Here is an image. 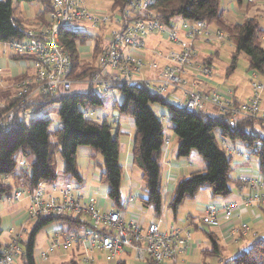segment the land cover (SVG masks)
Masks as SVG:
<instances>
[{
	"label": "built area",
	"instance_id": "obj_1",
	"mask_svg": "<svg viewBox=\"0 0 264 264\" xmlns=\"http://www.w3.org/2000/svg\"><path fill=\"white\" fill-rule=\"evenodd\" d=\"M42 1L51 7L47 23L29 30L23 41L4 43L14 55L31 58L34 75L20 83L21 90L16 96L19 102L0 117V130L12 123L17 115L29 119L35 114V107L30 104L37 97L68 94L76 84L88 85L103 96L121 94L123 87L145 88L171 99L178 110L207 112V107L213 106L217 114H228L232 119L249 118L264 125V84L258 81V73L251 72L252 95L245 103L238 102L232 92H207L196 84L190 85L187 80L190 69L197 70L198 78H210L212 74L211 69L197 66L193 61L194 40L211 36L206 21L184 22L182 30L187 39L184 41L175 23L167 26L159 20L154 8L157 0H126L123 6H117L119 12L111 14L106 11L93 14L87 9V0ZM109 23L116 29L111 36H104L108 44L100 50L92 78L83 81L69 78L71 60L60 43V32L93 34L100 38V28ZM153 35L167 36L170 42L181 47V52L171 51L167 56L170 64L161 66L156 57L147 53L146 41ZM216 36L221 39L227 35L218 32ZM159 68L162 71L158 72ZM84 115L92 119L90 114L84 112ZM96 122L102 124L105 121L98 119ZM168 145L169 141H166L165 147ZM222 149L231 156L239 155L227 142H222ZM30 172L31 164L24 162L21 174ZM0 178L9 184L13 181L11 176ZM242 181L241 205L264 208L263 178L248 176ZM19 184L8 200L12 203L27 200L30 203L24 222L32 224L42 218L73 216L92 225L78 232L69 231L62 224L54 225L48 248L39 252L37 262L49 261L57 250L76 249L81 252L85 264H95L97 253H105L109 262H116L127 252L140 261L150 260L154 264H184L182 256L191 246L192 233L179 227L163 230L165 223L162 218L146 224L145 218L139 215L142 207L136 205L133 197L125 203V210L108 206L101 209L96 200L78 192L69 182L61 185L43 182L34 190L26 187L22 179ZM241 205L212 203L204 209L197 222L203 227L219 228L222 222L232 221ZM15 227L12 234H16L3 249L0 264H18L23 253L22 238L17 233L18 226ZM249 231L250 227L242 223L224 233L221 239L233 241Z\"/></svg>",
	"mask_w": 264,
	"mask_h": 264
},
{
	"label": "trees",
	"instance_id": "obj_2",
	"mask_svg": "<svg viewBox=\"0 0 264 264\" xmlns=\"http://www.w3.org/2000/svg\"><path fill=\"white\" fill-rule=\"evenodd\" d=\"M114 1L117 6H123L126 2ZM236 1L238 5L243 3V0ZM43 3L46 4V9L38 15L40 18L51 11L50 5ZM154 8L159 13L160 20L167 26H172L176 19L208 21L230 32L234 52L225 76L229 78L236 72L239 58L245 55L248 70L255 71L264 78V30L257 16L250 17L242 23L227 25L228 21L221 9V0H157ZM17 10L13 0H0L1 43L23 41L28 37L29 30L26 28L25 20L17 15ZM98 39L96 38L98 44L93 54V63L81 64L79 48L88 41L94 42V36L64 30L60 32V43L71 60L72 71L69 78L75 81L92 78L97 69L94 62L98 61L101 50ZM14 59L30 61L29 58L22 56H16ZM206 62L212 64V61ZM26 77L25 75L19 80ZM1 92L0 101H6V109L0 108V117L16 103L15 95ZM121 94L124 97L123 102L116 105V110L119 115L135 121L131 153L133 165L141 171L145 185V197L140 200V206L152 209L157 218H162L164 208L162 161L167 138L162 121L151 108L153 104H163L171 109L173 130L179 140L178 158H189L191 153L196 151L205 162L204 171L193 172L189 178L180 180L173 190L168 203L175 213L186 200L195 199L202 190H210L213 200L227 198L232 194L230 182L233 157L222 150L220 141H227L233 147L236 143L244 145L247 154L259 160L258 169L264 178V136L261 135L254 120L232 119L228 114L210 117L207 112L188 113L176 109L167 103L166 98L145 88L123 87ZM37 98L30 104L35 107V113L54 105L60 106L58 129L50 130L49 119H24L17 115L12 123L0 130V176L13 177L15 185L22 179L25 186L32 190L43 182L55 184L59 181L56 157L60 154L64 175L82 183L77 153L79 148L89 147L103 158L104 171L100 180L108 186L110 206L116 210H125L126 205L121 192L124 166L121 162L119 129L118 127L115 129L107 120L100 124L87 119L83 111L87 107L94 109L102 107L103 99L93 92L78 94L72 91L68 94ZM20 156L24 157L22 163L29 156H33L30 173H20L18 166ZM10 192L11 187L0 181V200L10 195ZM57 224L65 225L69 231L74 232L92 227L89 222L73 216L39 219L24 240L21 264H37L35 256L37 237L46 227ZM208 238L210 247L202 252L206 261L207 258H215L220 260L221 264H264V236L257 237L247 250L227 258L223 256V247L218 237L210 233ZM2 256L3 246L0 244V258ZM62 264L79 262L72 258ZM116 264H127V261L118 260ZM148 264L154 263L149 260Z\"/></svg>",
	"mask_w": 264,
	"mask_h": 264
},
{
	"label": "rangeland",
	"instance_id": "obj_3",
	"mask_svg": "<svg viewBox=\"0 0 264 264\" xmlns=\"http://www.w3.org/2000/svg\"><path fill=\"white\" fill-rule=\"evenodd\" d=\"M3 1H5V0H3ZM43 2L44 1H42V0H33L30 2H26L23 0L22 1L13 0V5L15 7H17V9H18L16 11L18 16L24 17L27 15V13H26L27 11L31 12L32 17L34 19L28 20L29 22H25L26 28L28 30L37 29L39 27V25L44 26V24L47 23L49 13H47L46 15L41 17L42 19L38 16L41 12L45 11V9H46V4H44ZM231 2H234L236 9H239V11L241 9H243V11L241 13H238V17H237L239 19L244 18L241 22H244L246 19L251 17L250 15L248 16V11L251 8H254L256 3L262 2V4H264V0H243V3L241 5H238L236 0H221V9L224 11L225 18L228 21L227 25H231L233 23H236V19H237L236 18L235 20H233V15H232L233 9L231 6ZM86 6H87V9L90 12H92L93 14H97L98 12H102V11H106V13L109 12V14H111V13L119 12V9H120L115 4L114 0H87ZM37 12H39V13L37 14ZM156 13L159 14L157 11H156ZM257 17L260 18V16H258V15H257ZM159 20H160V18H159ZM229 21L230 22L234 21V22L229 23ZM161 22L163 23V21H161ZM173 22L175 23V26H177L179 29V35H180L181 40H184V41L187 40L185 38V32L182 30L183 26H184L183 23L184 22H190L192 24V22L195 23V21H190V20L185 21V20H181V19H176ZM206 22H207L209 29L211 31V36L210 37L207 36L205 38H197L196 40H194V42H193L194 47H192L193 51H194L193 61H195L197 66L206 67V68L211 69L212 74H211L210 78H205V79L198 78L199 73H197V70L196 69H190L189 76H188L187 80L189 81L190 85L196 84L197 87H199V88H201L207 92H212V91L215 92L218 90H216L214 88H209L207 86L206 82L208 83V81H212L215 78L222 79V77L220 75L224 76L226 69L231 64V55L233 54V51H234V45H233V41L231 39L230 32H228L226 30H222L219 27H217L215 24H210L208 21H206ZM163 24H165V23H163ZM261 27L264 30V20H261ZM100 29L102 30V36L100 38L96 37V35L91 34L95 38L94 42L88 41L84 45L80 46L79 53H80L81 64L91 65V63H93V60H94L93 54H94L96 45L98 44L96 38H99L98 41L101 43V48H102L105 44H108V41L105 40V37L111 36V33L113 30L116 29V26L112 23H109L105 26H102ZM218 32L221 34H226L227 36L219 39V37L216 36V33H218ZM94 33H96V32H94ZM151 37H160L162 40L160 39L157 41L156 47H151L150 44H152V43L149 40ZM151 37H149L146 41L147 53L156 57L157 60L160 61L161 66H164L165 63L170 64V62L167 61V56L169 55V53L171 51H177V52L182 51L181 47L177 44H173L172 42H170L167 39V36L153 35ZM165 40H166V42L169 43V46L166 43L164 44ZM11 42H20V41H11ZM2 45L5 47L4 43ZM263 46H264V36H263ZM99 52H100V50H99ZM22 57H27L31 61V58L28 56H22ZM154 57H152V58H154ZM140 59H142V58H140ZM146 60L147 59H145V62H147ZM206 60L212 61V62H214V64L213 63L208 64L206 62ZM94 63H95V66H97V62L95 61ZM31 65H32V63H31ZM31 71H32L31 74L27 75L26 78H24L22 80H18L14 84L9 86L8 84L4 85V82L1 80V70H0V91H2L1 93H3V94L10 93L9 95H13V96L15 95L16 103L12 107H14L19 102V99L16 98V96L21 90V84L20 83L23 80H27V79H30L33 77L34 71H33V69H31ZM160 71H162L161 68H159L158 72H160ZM251 72L252 71L248 70L246 56L242 55L239 58L236 72L234 74H232L228 79H225L223 81L219 80V82L221 83L223 88L225 86H227V87H234V86L238 87L239 88L238 95H235L234 89H229V88H227L226 90H220V92H222V93L232 92L234 95V98L238 102L245 103L246 100L244 101L243 99L245 98L247 93L251 92V95H252ZM253 72H255V71H253ZM258 81L264 84V78H262V76H260V75H259ZM189 89H192L191 86L189 87ZM89 92H93L94 94L100 96L103 99L104 104L102 107L96 108V109L91 108V107H87L86 109H83L84 112L90 114L91 118L95 121H97L98 119H102L104 121L107 120L108 123L110 125L114 126L115 129L118 127V125H122V127H124V128L126 127L124 122L129 121L130 119L128 117L119 115L118 111L116 110V105L121 104L123 102L124 97L122 94H112V95L103 96V95H100L98 93V91L92 89L90 86L81 85V84L74 85L73 89H72V93L88 94ZM152 93H154V91H152ZM249 98H251V96ZM36 99H38V98H36ZM167 103L174 105L173 101L171 99H167ZM59 107H60L59 105H54L49 109H46L44 111H40L39 113H35V114L31 115L30 118H32V119H41V118L49 119L51 121L50 130L56 131L58 129V126H59V117H58ZM0 108L4 109V110L6 109V101H3V100L0 101ZM151 108L155 112L157 117L162 121L163 126H164V130H165V134H166V138L176 137V139H177V136L174 133L173 124L171 121V116H172L171 109L168 106L163 105V104H153V105H151ZM215 109L216 108L213 106L207 107V112H208L210 117H215L217 115V112ZM199 112H203V111H199ZM236 119L237 120H241V119L243 120V119H249V118L238 117ZM254 121L256 122V125L258 126V129H259L261 135L264 136V125L257 120H254ZM131 133H132V131H131ZM132 134L129 135V133L127 132L126 134L121 133L119 136L120 150L122 152L121 153V162H122V165L124 166V174H123L121 192H122V198H123L122 200L124 203H127L129 201L130 197H133V198H135L136 205L140 206V200L145 197V193H144L145 185H144V182L142 180V173L139 170V168H137L136 166H132L131 169H126L127 161H125V151L128 150L130 147V144L132 142ZM218 137H219V135H218ZM222 142L223 141H220L221 148H222ZM224 142H227V141H224ZM233 148L237 151V153L239 155L232 156L233 157V165H232L233 171L231 173L232 181L230 182V188L232 190V194L230 196H228L227 198H218V199L213 200L210 190H202L198 193V195L196 196L195 199L186 200L183 203V205L179 208L177 213H175L173 211V209H171L169 207L168 199H169L170 195L167 193V190L165 189L166 192L164 190V193H163L164 208H163V212H162V219L164 222H166L167 224H175L177 222H180V220L181 221L186 220L189 216L197 217L196 220H199L202 215L199 212L198 206L204 207V206L210 205L214 202L226 203V201H229L236 194L235 182L239 176V172L244 171L246 169H250V167L254 168V170H257L259 167V160L255 157H250L247 154V150H246L245 146L240 144V143H236L235 147H233ZM86 151H89V153ZM192 155H194V156H192ZM177 157L178 156H176V158H175V162L176 163L178 162L183 167H187V169H189L188 173H187V175H188L187 178H189V176L192 172L205 170V162L203 161L201 156L196 151H193L191 153L190 158H177ZM191 157H195V159L191 158ZM21 158L19 157V159H18V163H19L18 166L20 169V173H21V167L24 163V162L22 163ZM56 158H57V170H58V174H59L58 184L61 185L63 183L69 182L74 186L75 189H77L78 192H81L85 195H88V193H89L91 195L92 199L97 200V201H102L106 204L111 205L110 201H109V195H108V186L105 183L101 182V180H100L101 175L104 171L103 158L100 154H96L89 147H81L78 149L77 164H78V168H79V173L83 179L82 183L77 181L76 179L71 178V177H66L63 173V161H62L61 155L57 154ZM33 159H34L33 156H29L28 158L25 159V162H27L28 164H31L33 162ZM247 160H248V162H251L250 166L247 165L248 164ZM191 164L195 165V167L193 169H190ZM128 168H130V165ZM163 169H164L163 177H164V184H165V179H166L165 173L167 170H166V168H164V166H163ZM128 175H129V178H131L132 183L137 184V187H135L132 191L129 190V188L127 187ZM183 179H180V180H183ZM0 181L4 182L3 180H1V178H0ZM19 181H20V179L18 180L17 185H15L14 179H13L12 183H10V184L5 182L6 184H8V186L11 187V192H10L11 195L20 186ZM243 186H244V182L242 181V182H240L239 187H243ZM164 188H165V185H164ZM11 195H6L0 200V216H1L0 244L3 246V249H4L6 246H8L13 241V238H14L16 233L12 234L11 236L9 234V230L12 226L10 213H11V210H13L14 205H19L21 207V212H22L21 215L23 214L22 216H24V218L22 219V216L20 215V225L18 226V232L17 233H19L21 235L22 242L20 243V245H21L22 251H23L24 240L27 239V237L31 233L33 225L36 222H34L32 224L24 222L25 221V215H26V213H28L29 208H30V203L27 200L17 202V203H12L8 200V197H10ZM25 203H26V205H25ZM20 204H22V205H20ZM200 208H202V207H200ZM141 209H142L141 213L147 214L146 215V217H147L146 224L150 223L153 220H156V221L160 220V218H157L154 215L152 209H146V208L145 209L141 208ZM198 225L201 228L203 227L202 224H200V223H198ZM54 227H56V226H48L44 230H42L41 233L38 235L36 251H35L36 257H38V254L40 251L47 250L48 244H49L48 241H49V238L51 236V233H52ZM15 228H17V227L12 228V232ZM204 228L205 229H217V228H207V227H204ZM250 232H251V228H250V231L248 233H250ZM223 235L224 234L217 236V237H218V241L222 244L221 246L224 247V250H223L224 257L226 255H228V256L229 255L232 256L235 254L237 255L240 251L247 250L251 245L250 241L241 243V245L240 244L239 245H232V244L237 243L240 239H242L243 235H241L240 237H238L237 239H235L233 241L222 240L221 237ZM204 249H205L204 245L200 246L198 249L197 258L200 262L199 264H201V261L204 260L203 255H202V252ZM70 253H72L71 250H69V251L57 250L56 255L51 257V259L49 261L37 262V264H62L64 262L71 260L73 258V256H75V259L79 262V264H85L83 262L82 254H78L77 251L72 253V254H70ZM100 254L101 253H97L95 255V259H96L95 264H109L104 260V258L100 257ZM182 257H185V255ZM192 258H194V257H191L189 259H192ZM207 260L210 264H217L218 259L215 260V258H207ZM116 262L111 263V264H116ZM18 264H21V256L18 259ZM127 264H148V260L140 261L137 259V257L135 255L131 254L130 258L127 261Z\"/></svg>",
	"mask_w": 264,
	"mask_h": 264
},
{
	"label": "crops",
	"instance_id": "obj_4",
	"mask_svg": "<svg viewBox=\"0 0 264 264\" xmlns=\"http://www.w3.org/2000/svg\"><path fill=\"white\" fill-rule=\"evenodd\" d=\"M231 6L233 9L232 10L233 20H235L238 17V13H241L243 11V9H241L240 11H239V9H236L234 2H231ZM26 13H27V15L23 17L25 22H29L28 20L34 19L32 17V14L30 11H27ZM38 13L39 12H37V14ZM249 15L251 17L257 16V15L260 16V18H259L260 22H261V20H264V4H262V2L256 3L255 7L251 8L248 11V16ZM243 19L244 18H241V19L237 18L236 23L237 22L242 23L241 21ZM233 22L234 21H232V22L229 21V23H233ZM160 39H161L160 37H151L149 39L150 42L152 43V44H150V46L156 47V43ZM165 43L168 44V46H169V43L166 42V40H165L164 44ZM2 44L3 43L0 42L1 80L4 82V85L8 84L9 86H11L16 81H18L20 78H22L23 76H25V75L27 76V75L31 74L32 65H31V61H25V60L16 61L14 59V57H16V56L9 49H7V48L5 49V47ZM212 63L214 64V62H212ZM220 76L222 77V79L215 78L212 81H208V83L206 82L207 86L209 88H214L218 91L226 90L227 88L234 89L235 95H238L239 88L236 86H234V87L225 86L223 88V86L221 85L219 80L223 81V80L228 79V78L225 75L224 76L220 75ZM250 96H251V92L247 93V95L245 96V98L243 100L244 101L247 100ZM129 119H130L129 121L124 122V124L126 125L125 128L122 127V125H118V129H119L120 134L121 133L126 134L128 132L130 135L133 133L132 134V142H133L134 133H135V121L131 118H129ZM131 131H132V133H131ZM167 141H169V145L167 147H164V150H163L164 156H163L162 164H163L164 168H166V170H167L166 171L167 174L165 173L166 179H165V184H164L165 185L164 190L166 189L167 193L171 196V194H172L173 190L175 189L176 185L178 184L179 180L188 177L187 173H188L189 169H187V167H183L182 165H180V163L175 162V158H176V156H178V148H179L178 138L176 139V137H170V138H167ZM132 142L130 144L129 149L125 151V161H127L126 169H131L132 166H134L133 165V157H132V153H131ZM86 152L89 153V151H86ZM192 156H194V155H192ZM20 158L23 161L24 157L20 156ZM191 158L195 159V157H191ZM247 163L246 164L248 166L251 165V162H248V160H247ZM129 165H130V168H128ZM194 167H195V165L191 164L190 169H193ZM163 173H164V169H163ZM248 176H252V177L253 176H261V174L259 172V169L254 170V168H251V167H250V169L240 171L239 176L235 182L236 194L229 201H226V203H222V202H214V203L221 205V206L226 205L228 203H237V204L241 205V203H242L241 202V195H242V192L244 189H242V192H241L240 191L241 187H239V184H240V182H242V180L244 178H246ZM263 180H264V178H263ZM127 187L131 191L135 187H137V184L132 183V180H131V178H129V175H128ZM166 190H165V192H166ZM88 196L91 197V195L89 193H88ZM169 200H170V197L168 199V202H169ZM97 203L101 209L104 207H107V206L111 207L109 204H106L102 201H97ZM20 205H22V204H20ZM25 205H26V203H25ZM200 207H202V208H200ZM200 207L198 206V209L202 215L204 209L206 207H208V205H206L204 207L203 206H200ZM21 213H22L21 207L19 205H14L13 210H11V213H10L11 222H12V226L9 230L10 236L12 235V228L20 225ZM139 215L141 217H144L145 220L147 221V217H146L147 214L146 213H139ZM23 218H24V216H22V219ZM196 218L197 217L189 216L186 220H183V221L180 220V222H177L175 224H167L166 222H164L165 224L163 226V228H164L163 230H167L171 227H176V228L179 227L182 229H186L192 233L193 237H192V241L190 243L191 246H190L188 252L185 254V257L182 258V263H184V264H199L200 263L198 258H197L198 249L200 246H203V245L205 246L204 250H206L210 247V241L208 238V234H210V233L215 234L216 236H220L226 232H229L230 229H232L234 227H239L242 223H245L246 225H248L251 228V232L246 234V235H243L242 239H240L237 243L232 244V245H239V244L241 245V243H244L247 241L248 242L250 241V243H252L257 237L264 236V208L246 207V206L241 205L239 210L236 211L235 216L233 217L232 221H230L229 223L222 222L221 227H219L217 229H205L204 227H202V228L199 227ZM223 250H224V247H223ZM76 251L78 252V254H81V252L76 250V249L71 250L72 253H74ZM72 253H70V254H72ZM235 255H232V256H235ZM130 256H131V254L129 252H127L125 255L120 257L119 260L128 261ZM223 256H224V253H223ZM232 256L226 255L225 258L232 257ZM100 257L104 258V260L109 264L115 263V262H109L108 256L105 253H101ZM191 257H194V258L189 259ZM73 258H75V256H73ZM203 259L204 260L201 261V264H205V263L210 264L208 262V260L206 261V259L204 257H203ZM215 260H217V259H215ZM219 262L221 263L220 260H217V264H220Z\"/></svg>",
	"mask_w": 264,
	"mask_h": 264
}]
</instances>
